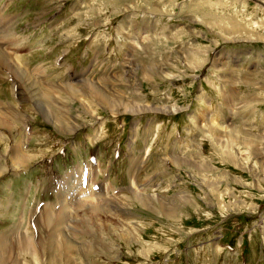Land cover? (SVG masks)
Wrapping results in <instances>:
<instances>
[{
  "label": "rangeland",
  "instance_id": "1",
  "mask_svg": "<svg viewBox=\"0 0 264 264\" xmlns=\"http://www.w3.org/2000/svg\"><path fill=\"white\" fill-rule=\"evenodd\" d=\"M0 50L6 264H51L40 212L80 166L110 203L67 210L56 264H264V0H0Z\"/></svg>",
  "mask_w": 264,
  "mask_h": 264
},
{
  "label": "bare ground",
  "instance_id": "2",
  "mask_svg": "<svg viewBox=\"0 0 264 264\" xmlns=\"http://www.w3.org/2000/svg\"><path fill=\"white\" fill-rule=\"evenodd\" d=\"M0 60L3 64H6V66L8 65H12V64H8L9 58L7 55H5L1 50H0ZM13 60V59H12ZM2 70V69H1ZM19 74V72H18ZM26 76V74H25ZM21 82V81H20ZM23 84L25 85V87L27 88V92L32 95L34 98V101L36 102V104L45 112L49 111L48 107L50 106L49 103L47 102L46 98L44 97L43 93H41L39 87L37 86L36 82L31 81L30 78H27L26 80L23 79ZM47 88V87H46ZM47 90V89H46ZM99 90V89H98ZM26 92V91H25ZM84 92V91H83ZM41 93V94H40ZM102 93V92H101ZM104 93V92H103ZM100 95V94H99ZM107 98V97H106ZM109 98V97H108ZM107 100V99H106ZM110 100H107V103H109ZM113 102V101H112ZM45 105L48 107L45 108ZM108 105V104H107ZM109 106V105H108ZM126 108V105H125ZM50 109V108H49ZM116 111V110H115ZM1 112V111H0ZM134 112V111H133ZM136 112V111H135ZM52 113V112H51ZM131 113V112H130ZM55 114V121H56V125H59L61 127L66 128V132H71L72 133V129L69 127V123L65 122L64 120H62L63 118L60 117V115L56 114V112H54ZM45 115V114H44ZM53 115V114H52ZM19 116V115H18ZM49 116V115H48ZM12 117H16V115H12L11 117H5V118H1L0 120V126L2 128H4L5 130L9 131L8 135L10 134L11 130V125H10V121H14V119ZM50 117V116H49ZM17 119V118H16ZM10 120V121H9ZM20 120V119H19ZM54 119H52L53 121ZM62 120V121H61ZM61 122V123H60ZM74 125V124H73ZM19 128V127H18ZM73 128V127H72ZM59 129V128H58ZM61 130V129H60ZM76 130V129H74ZM19 131V129H18ZM62 131V130H61ZM74 132V131H73ZM21 133V132H20ZM17 136V135H16ZM3 137L0 136V143L2 142ZM19 143V144H18ZM25 143L21 142H17L16 146H13L10 150V160L11 163L13 164L12 166H14V168L16 170L19 171V169H22V167L24 166H28V162L31 160L30 156H28L27 151L24 150ZM253 147V146H252ZM8 148V147H7ZM7 150V149H6ZM9 156V154H8ZM6 158V157H5ZM3 158L5 161L6 159ZM9 161V159H8ZM177 162V161H176ZM196 167V166H195ZM19 168V169H18ZM77 171L76 173H68V176L63 177L62 181H59L58 183L54 184L53 186H58L59 188H61L60 190H54L55 192L59 193L58 195V201L57 205L53 203L52 206L54 207H47L43 210V212H40V214L42 213V219L43 222L45 223V225L47 226L48 231H50V234L47 235L46 237L42 238H37V242L40 243V245L42 244V246L44 247V253L46 252V249H48L49 254L51 255L49 258V262H51V264H56L59 261L60 256H64V258H66L65 255H68L70 257H72V254L74 252V248H73V244L70 243V241H68L67 239L63 240L62 242H57L56 240V236L58 235V232L61 233L63 230L62 228L64 227L65 223L64 220L67 217V212L69 213V209H72L74 206L79 210L80 208L82 209V207L85 204V201L87 204H89L87 207L89 208V210H91V213H95L97 215L96 212H104L106 210V206L105 204L109 205V203L107 201L104 200V195L102 193H93L95 192L92 189H89L88 186H94L93 183H89L88 181H90V178L88 180L83 179L86 178L87 174L82 175V171L81 169H83V166L81 167H76ZM79 170V171H78ZM1 173V172H0ZM3 173V172H2ZM93 174V173H91ZM72 175V176H71ZM76 175H80V177H76ZM74 176V177H73ZM53 180V179H52ZM52 183V182H51ZM85 188H87L86 193L84 192V190H86ZM54 189V188H53ZM133 189V188H132ZM98 190V189H97ZM135 192V191H134ZM106 193V192H105ZM97 194L103 195L102 197H98ZM135 195V194H134ZM87 197V198H86ZM137 197V196H136ZM89 199V200H88ZM104 203V204H103ZM64 204L62 207L61 205ZM60 205V210L59 213L57 214V207L59 208ZM49 206V204L47 205ZM70 207V208H69ZM87 208V210H88ZM110 208V206H109ZM147 208V207H146ZM76 210V209H75ZM74 209H72L71 211H75ZM170 209L167 210V212H169ZM78 212V211H77ZM60 214V215H59ZM100 214V213H99ZM104 214V213H101ZM170 214V213H169ZM57 215L56 217V222H54L55 218L54 216ZM38 217V216H37ZM101 217V216H100ZM42 219L36 218V223L34 220V223L37 224H41L42 223ZM71 219V218H70ZM93 221V220H92ZM100 221V219H99ZM56 225L54 226L53 224ZM84 223V222H83ZM99 224V223H98ZM120 224V223H119ZM38 225V226H39ZM104 225V224H103ZM108 225V224H107ZM106 226V225H105ZM95 227V226H94ZM93 227V228H94ZM68 228V227H67ZM92 228V227H91ZM102 228V227H101ZM36 229V228H35ZM71 229V228H70ZM23 232V231H22ZM3 234V233H2ZM0 234V264H6V260L4 258H2L3 256V252L5 249H7L9 246V242L6 239L7 237L5 235ZM2 235V236H1ZM124 236V235H123ZM16 238V237H15ZM65 238V237H64ZM57 242V244H56ZM20 243V242H19ZM24 244L25 246H22L21 244ZM22 243L18 246L17 250H19L20 252H24L26 251L27 254L31 255L35 258V260H37L39 252H38V247L41 250L40 246L38 245V243H36V240H32V239H24V241H22ZM13 245V244H12ZM76 245V244H75ZM37 246V247H36ZM14 247V246H12ZM5 248V249H4ZM89 251V250H87ZM68 252V253H66ZM17 253V252H16ZM47 253V252H46ZM88 253V252H87ZM48 254V253H47ZM15 255V254H14ZM18 255V254H17ZM10 256V255H9ZM32 257V258H33ZM49 257V256H48ZM10 258V257H9ZM12 259V258H11ZM72 260V259H71ZM9 261V260H8ZM65 261H68V259L66 258ZM74 262V261H72ZM17 263V262H16ZM15 262L13 264H16ZM8 264V263H7Z\"/></svg>",
  "mask_w": 264,
  "mask_h": 264
}]
</instances>
